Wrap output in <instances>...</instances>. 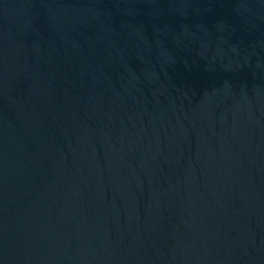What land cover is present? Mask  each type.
Instances as JSON below:
<instances>
[{
  "label": "water",
  "instance_id": "1",
  "mask_svg": "<svg viewBox=\"0 0 264 264\" xmlns=\"http://www.w3.org/2000/svg\"><path fill=\"white\" fill-rule=\"evenodd\" d=\"M0 264H264V0H0Z\"/></svg>",
  "mask_w": 264,
  "mask_h": 264
}]
</instances>
